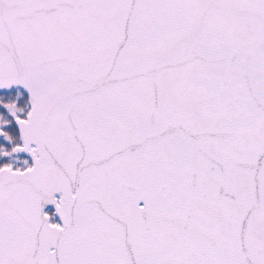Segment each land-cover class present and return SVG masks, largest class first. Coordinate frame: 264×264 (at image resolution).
Returning a JSON list of instances; mask_svg holds the SVG:
<instances>
[{
    "label": "snow or ice",
    "instance_id": "snow-or-ice-1",
    "mask_svg": "<svg viewBox=\"0 0 264 264\" xmlns=\"http://www.w3.org/2000/svg\"><path fill=\"white\" fill-rule=\"evenodd\" d=\"M0 264H264V0H0Z\"/></svg>",
    "mask_w": 264,
    "mask_h": 264
}]
</instances>
